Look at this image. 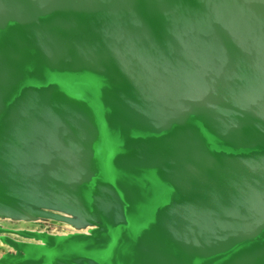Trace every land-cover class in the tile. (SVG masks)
I'll return each mask as SVG.
<instances>
[{
	"label": "water",
	"instance_id": "obj_1",
	"mask_svg": "<svg viewBox=\"0 0 264 264\" xmlns=\"http://www.w3.org/2000/svg\"><path fill=\"white\" fill-rule=\"evenodd\" d=\"M0 264H264V0H0Z\"/></svg>",
	"mask_w": 264,
	"mask_h": 264
}]
</instances>
